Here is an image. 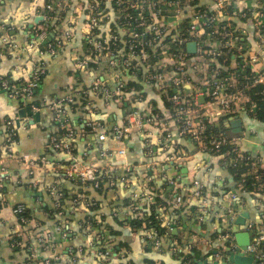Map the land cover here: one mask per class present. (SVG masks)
<instances>
[{"label":"crops","instance_id":"0c3cea01","mask_svg":"<svg viewBox=\"0 0 264 264\" xmlns=\"http://www.w3.org/2000/svg\"><path fill=\"white\" fill-rule=\"evenodd\" d=\"M92 1L96 0H0V81L4 78L12 86L17 85L30 78L37 65L42 64L44 69L40 84L31 99H13L0 87V121L11 123L10 127L0 125V155L4 169L0 187V264H96L93 255L100 250V237L97 229L89 230L86 217L96 214L95 219L98 221L99 216H102L104 220L100 221L101 226L108 224L115 227L113 218L122 220L132 216L129 208L122 206L125 200L127 203L130 195L143 188L144 184L149 186V190L161 195L163 188L158 187L164 183L165 176L182 187H188L193 180L199 181L207 192L215 195L213 206L202 216L198 215L196 204H191L181 211V221L185 229L190 228L188 232H181L176 228L174 212L159 208L158 219L171 222L170 229L163 225L166 231L160 237L159 250L154 249L144 238L142 228L135 231L125 226L119 228L120 240L130 247L128 252L121 250V255L126 252L127 258L135 264H178L174 261L181 264L179 258L174 255L182 248L183 251L199 253L196 262L186 264H259L255 255L245 254L240 250L228 255L221 236L226 232L233 235L232 227L235 221L242 217L244 222L239 226V231H247L252 240L256 230L248 231L246 227L248 224L258 227L264 222V194L241 191L238 182L234 181L226 168L229 162L199 152L195 144L178 136L177 122L166 107L169 102L165 99L167 96L161 94L155 84H148L142 76L132 75L129 71L119 72L116 79L115 70L107 66L106 57H102L104 60L100 62H93L85 72L76 73L75 60L84 55L83 49L86 45L85 9ZM105 1L104 12L108 19L103 24L104 36L116 23L111 2ZM192 5L208 10L214 8L211 0H196ZM245 6L244 0L238 1V7ZM192 7L195 6L185 7L181 19H189ZM43 17H48L49 21ZM228 19L236 22L233 28L243 37V44L253 49V22L229 17ZM224 20L226 17H223L221 22ZM49 22L52 29H46V25L43 27V24ZM170 22L172 27H175L174 19L170 18ZM38 30L46 33L45 39L40 42L39 50L28 51ZM65 33L70 36L66 37ZM40 45L46 48L40 49ZM196 58L198 59L192 58L194 64L197 63L195 60L202 61L198 56ZM166 76L172 77L170 72ZM192 76V85H187L186 91L198 93V88H195L198 80L195 79L194 72ZM95 80L108 86L110 90L123 84L124 101H104L101 93L91 91ZM129 82L137 84L138 90H127ZM79 93L83 95L81 98L84 104L75 107L74 111L70 109L68 119L70 128L75 133L72 141L74 154L82 163L101 168L114 162L113 159L98 156V150L105 148V143H99L98 135L104 133L110 139L112 129L124 127V120L129 111L137 110L143 115L150 112V115H156L162 123V126L152 123L145 126L142 132L124 137L128 149V163L133 167L132 173L126 176V183L118 182L113 188L104 187L100 192H96L90 187L82 186L76 179L64 177L62 173L54 175L36 169L31 174L23 165L7 157L9 153L15 157L28 155L33 159L47 156L62 171L68 156L63 151H55L49 147V139L56 133L54 131L57 125L53 121L50 103L53 99L74 95L77 99L76 105L79 103L78 99H81ZM87 102L94 109L92 113H87L84 109ZM205 102L206 97L198 95V103L204 105ZM21 111H25L24 117H20ZM252 114L243 101L239 107L234 108L232 117L228 116L219 121L228 137L239 139V150L254 159L264 171V121ZM215 121L217 119L211 120ZM235 121H239V124L234 125ZM77 124L79 127L73 126ZM83 127L90 130L83 131ZM174 152L188 155L187 161L181 164L180 168L159 171L157 168H146V165L159 163ZM182 169L186 171L183 173ZM122 174L119 173L120 176ZM149 176L153 183L146 178ZM145 181L149 182L144 183ZM49 187L55 188L57 198L47 192ZM62 191L72 195V198L59 200ZM81 195L90 202H95L92 206H97L96 210L89 211L88 207L75 203ZM231 195L236 197L232 204L235 209L232 223L223 217V209ZM56 200L62 208V215H57L61 221L58 226L46 219L41 211L43 206L55 209ZM147 204L140 201V205ZM17 206L24 207L26 212L29 211L30 219L25 225H20L17 216L12 213ZM192 209H195L196 216L190 218L189 211ZM193 220L195 221L192 222ZM83 221L85 228L81 226ZM191 223L201 227L193 229L190 227ZM58 227L61 228L59 231ZM43 235L48 242L41 246L35 238ZM169 235H179L182 241L169 238ZM170 242L173 245L169 248ZM108 249L118 252L112 248ZM120 258L114 253L110 260L103 264L117 263Z\"/></svg>","mask_w":264,"mask_h":264},{"label":"built area","instance_id":"2783aa9c","mask_svg":"<svg viewBox=\"0 0 264 264\" xmlns=\"http://www.w3.org/2000/svg\"><path fill=\"white\" fill-rule=\"evenodd\" d=\"M193 1L195 0H110L116 23L105 36L102 35V30L104 21L108 19L104 12L106 1H92L85 9L84 26L87 32L84 36L86 41L83 49L84 55L76 58L74 67L76 73H83L93 62H100V60H104L102 57H106L107 66L115 70L116 79L119 77V72L129 71L132 75H136L141 71L146 83L157 85L156 87L161 90V93L167 96L178 125V136L189 139L199 152L211 153L219 151L226 145L237 146L239 139L228 137L225 133L207 139L208 137L204 135L206 131L204 122L231 116L234 108L239 107L243 101H245L246 107L253 112L255 103L250 100L248 94L246 95V91L250 88L261 87L260 94L264 95V0H244L246 6L243 8L238 7L239 0H211L214 5L213 10L198 8L196 5H192ZM188 6L195 7L191 8L189 19H181L183 10ZM223 17H226L227 30L222 31L221 37L217 38L218 33L212 29L222 28ZM228 17L253 22L255 41L253 49H249L243 44L240 38L241 34L235 31ZM170 18L176 22L175 27H172ZM43 19L49 21L48 17H43ZM45 35L44 31H36V38L31 41L27 50H39V44L45 39ZM65 36L69 37L70 35L65 33ZM191 42L195 43V55L201 58L203 63L199 61L196 64L188 63V54L185 49ZM106 45L114 46V49L115 47L117 49L107 52ZM231 53H235L232 56L239 55L241 60L234 62L229 68H239L240 73L249 71L251 74V82L246 84V90L235 87L237 81L235 72L222 74L221 68L211 69L210 74L203 77V72L210 68L209 59L217 60L229 56ZM93 55L99 56V58H94ZM186 66L196 75L198 83L195 88H198V93L186 91L187 85H192ZM42 67V64L37 65L30 78L17 85L12 86L7 80L2 79L0 87L13 99L23 101L31 99L44 74ZM168 72L172 77L166 76ZM91 91L101 93L106 102H109L110 99L114 103L124 101L123 84L110 90L108 86L95 80ZM168 91H172L170 96ZM198 95L206 97L204 105L198 103ZM82 96L80 94L79 97ZM75 103L74 95L56 98L50 103L53 121L65 131L60 139L55 137L49 139L50 149L63 151L68 156L67 164L62 171L47 156L33 159L28 155L15 157L9 153L7 157L23 165L31 174L36 169H42L44 172L54 175L62 173L68 179H76L82 186H85L86 183H93L96 188L100 175L105 177L103 187L113 188L118 182L126 183V176L132 173L133 167L128 163V149L124 137L142 132L145 126L152 123L156 126H162V123L156 115H150V112L143 115L137 110L129 111L124 120V127L112 129L110 139L104 133L98 135L99 143H105V148L98 150V156L114 161L112 164L100 168L90 163L80 162L74 154L72 141L75 133L70 128L68 111ZM84 109L87 113L94 111L88 102ZM0 125L10 127L11 123L0 121ZM187 159V154L174 152L159 163L146 165V168L148 170L157 168L158 171L180 168ZM243 160L249 159L242 156L235 159L236 162ZM3 173L0 155V187ZM119 173L123 174L120 176ZM146 178L150 181V176ZM164 179L167 185L165 190L171 191V195H173L171 203L173 208L184 209L191 204H196L197 213L202 216L210 211L216 200L215 195L207 192L204 185L197 180L191 181L188 187H182L173 179H168L166 176ZM47 192L53 197L57 198L58 196L53 187L47 188ZM130 197L134 202L152 203L154 195L152 190H149V186L144 184L143 188L134 191ZM235 199L236 197L231 195L228 198L227 206L223 209V217L230 223L234 220L232 204ZM74 202L82 204L86 208L94 204L84 195L78 197ZM54 205L55 208L60 207L58 200ZM129 210L132 217L138 220V228L143 229L144 238L150 242L154 249L159 250L161 236L154 237L149 228V222L143 218L140 210L137 211L131 207ZM23 211L24 207L22 206H17L12 210L20 225L27 223L24 218L19 217ZM60 215H62V211L58 212V216ZM158 221L160 225L165 224L166 228H171L170 220L165 222L158 219ZM246 228L248 231L256 230V235L245 247L243 253L255 255L259 264H264V222L258 227L248 224ZM60 229V227L57 228L58 231ZM221 239L225 243L226 253L238 250L230 232L224 233ZM35 241L41 246L48 242L45 235L36 237ZM114 253L115 256L121 257V251L112 252L110 249L98 250L93 256L96 264H103L110 260Z\"/></svg>","mask_w":264,"mask_h":264},{"label":"trees","instance_id":"16d2710c","mask_svg":"<svg viewBox=\"0 0 264 264\" xmlns=\"http://www.w3.org/2000/svg\"><path fill=\"white\" fill-rule=\"evenodd\" d=\"M195 1H193L192 4H194ZM50 14L51 13L49 11V14H48L49 17H50ZM224 21L221 22L222 28L217 27L216 29L215 28L212 29V31H214L215 33H218V35H216L217 38L221 37L220 34L222 31L227 30L226 23ZM241 21H244V20H241ZM50 22H49V24H43V27H45V25H46V29H48V28L52 29V27L50 26ZM231 23L233 25H234V23L236 24V22L233 23L232 21H231ZM39 26L41 27L42 25H39ZM38 31H40V30H38ZM240 38H243V37L241 36ZM105 47L107 49V52L108 51H114L115 49H117L116 47L114 49V46H111V45H106ZM41 48L44 49L46 47L43 45L42 46L40 45V49ZM186 52H187V50H186ZM94 54H96V53H94ZM187 54H188V60H189L188 63L189 64L194 61V60H192L193 57L195 59H198V58H196L197 56L195 54H190L188 52H187ZM234 54L235 53H233V54L231 53L229 56H225V57H222V58L217 59V60L209 59L210 60V62H209L210 68L208 70H206L205 72H203V77H205L206 75H209L211 69L216 70V69L221 68L222 74L235 72L237 75V77H236L237 81H236L235 87L237 86L238 88H240L242 90H246V87H245L246 84H249L251 82V80H250L251 74L249 73V71H245L243 73H240L239 68H236V69H232V68L230 69L229 68V66L231 64H233L234 62H236V61L238 62L241 60L239 55L232 56ZM93 57L97 58V59L99 58V56H96V55H93ZM195 62H197V60H195ZM201 62L203 63V61H201ZM187 70H188V67H187ZM188 75L190 76V78L192 80L194 79V77L192 76V72L190 70H188ZM137 76H139V77L142 76L141 71L137 72ZM2 79H4V78H2ZM195 79H196V77H195ZM127 85H128L127 90H130L131 88L136 90L138 87L137 84H133L132 82H129ZM156 86L157 85H155V87ZM141 88H143V87H141ZM156 89L158 91H160V93H161V90L159 88L156 87ZM260 92H262V88L257 86V87H253V88H250L249 90H247L246 95L248 94L250 97V100L255 103V108L252 112L253 113L252 115L257 119L264 121V102H263L264 95H261ZM137 93H139V92L137 91ZM171 94H172V91H168V95L170 96ZM164 97H165V95H164ZM165 99H167V97H165ZM78 101H79V103L71 106L70 109H72L74 111L75 107L80 106V105L82 106V104H84V101L82 100V98L78 99ZM166 105H167L166 107L172 113V106H171L170 102H167ZM224 118L225 117H219L217 119V121H215V122H210V121L204 122V125L206 128L204 135L206 137H208L207 139H209L211 137H217V136L224 133V129L221 126V121H219L220 119H224ZM73 126L79 127V124L73 125ZM81 129L83 131H89L90 130L89 128H86V127H83ZM54 132H56V133L53 135V137H55L57 139H60L65 134V131L62 130L58 124L56 125V131H54ZM187 140H189V139H187ZM206 154L214 155V156L220 158L219 159L220 161L229 162V165H228V167L226 165V168L229 169V172L233 176L234 181L238 182L237 184L239 185L241 191L249 193V194H255V192L264 194V171L259 168V166L255 163L254 159H251L250 157H248L245 152H241L239 150L238 146L226 145V146L222 147L217 152H211V153H206ZM238 156H242V157L247 158L249 160H243L240 162H236L235 159ZM98 179H99V182H98V186L96 188H94L93 183H86L85 186L90 187L91 189H93L96 192H100L101 189L104 188L103 182L105 180V177L100 175V176H98ZM150 183H153V182L150 181ZM166 186L167 185L164 182L160 187H158V189H161V187H162L163 190H165ZM153 187H154V184H153ZM152 194L154 195L153 202L148 203L146 206L140 205V202H134L131 199H128L127 203L125 200L124 205H122V206L123 207L126 206L127 208L131 207L137 211L140 210L141 213L143 214V218L149 222V228L151 229L154 237H156V238L165 234V231H166L163 228V226L159 224V221H158L159 208H162L165 211H166V209L167 210L169 209V211L174 212L175 217H176L174 220L175 226H176V228L180 229L181 232L190 231V228L185 229V225H183L184 223L181 221V218H182L181 211L184 210L185 208L184 209H182V208L178 209L176 207L173 208L171 206V203H172L171 191L165 190L164 192H162L161 195H159L158 192L152 191ZM162 196H163V198H162ZM68 197L72 198V195H67V194H65L64 191H62L61 197H59V200H64V199H67ZM68 200H70V199H68ZM96 207L97 206L94 205V206H90L88 208H89V211L90 210L94 211V210H96ZM61 210H62V208H60V207L53 209V208H49L47 206H43L41 208V211H42L43 215L45 216V218L48 219L49 221L54 222L55 225H57V226L61 224V221L57 218L58 212H60ZM194 210L192 209L189 211L191 214L190 218H192L193 216L194 217L196 216V212ZM233 210L235 211L234 207H233ZM95 215L96 214L89 215V217H86V219H88V221L86 220V222L89 223L88 224L89 230H95V229L98 230V235L100 237V250L112 248L118 252H120L121 250L128 252L130 250V247L128 246V244L126 242L122 241V239L120 240L119 228L125 226V227H129V229L131 231H135L138 228V225H137L138 220L132 216L131 217L129 216L127 218H123L122 220L113 218L114 224L116 225L115 227H113L112 225H108V224H104L103 226H101L99 223H100V221L104 220L103 219L104 217L99 216L100 220L97 221V219H95ZM19 217L24 218L26 221H28V219H30L29 211L22 212L19 215ZM194 221L195 220H193L192 222H194ZM81 226L83 228H85V222L84 221L81 223ZM191 226L193 229H198L199 227H201V225H197L196 223H191L190 227ZM172 237L175 238L179 242L182 241V238L180 239L179 235H176V236L169 235V238H172ZM171 244H172V242L169 243V245H168L169 248H170ZM126 252L124 255H121L119 262L114 263L112 261L113 263H111V264H135L133 262V260L127 258ZM174 256L179 258L181 264H186V262H196L197 258L199 256V253H198V251L195 253H191L189 251H183L181 248L180 251L177 250L175 252ZM174 262L179 264V262H177V261H174Z\"/></svg>","mask_w":264,"mask_h":264},{"label":"water","instance_id":"95a60500","mask_svg":"<svg viewBox=\"0 0 264 264\" xmlns=\"http://www.w3.org/2000/svg\"><path fill=\"white\" fill-rule=\"evenodd\" d=\"M39 20V19H38ZM36 20V21H38ZM195 43L194 42H191L189 44H187L186 46V50L188 53L190 54H195ZM25 115V111H21L20 112V117H24ZM239 124V121H235L234 122V125H238ZM183 173L186 171L185 169H182ZM243 218L240 217L239 219H237L234 223V226L232 227V230L231 232L233 233V237H234V240H235V243L238 247V250L237 251H241L243 252L245 247L250 243V240H251V235L247 232V231H239V226L240 225H243ZM234 252H230L228 255L232 254ZM213 264H218L216 262H214ZM222 264H227V262L225 263H222Z\"/></svg>","mask_w":264,"mask_h":264}]
</instances>
